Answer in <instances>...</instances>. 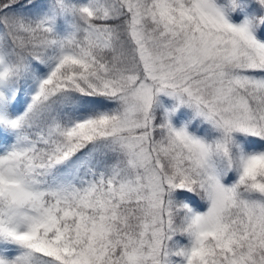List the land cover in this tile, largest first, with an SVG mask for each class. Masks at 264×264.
Instances as JSON below:
<instances>
[{"label":"snow or ice","instance_id":"snow-or-ice-1","mask_svg":"<svg viewBox=\"0 0 264 264\" xmlns=\"http://www.w3.org/2000/svg\"><path fill=\"white\" fill-rule=\"evenodd\" d=\"M0 264H264V0H0Z\"/></svg>","mask_w":264,"mask_h":264}]
</instances>
